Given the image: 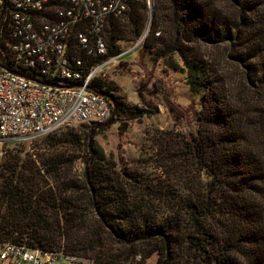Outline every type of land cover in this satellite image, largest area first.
<instances>
[{"label":"trees","instance_id":"1","mask_svg":"<svg viewBox=\"0 0 264 264\" xmlns=\"http://www.w3.org/2000/svg\"><path fill=\"white\" fill-rule=\"evenodd\" d=\"M148 12L141 0L110 20L108 56L142 36ZM152 12L144 49L155 60L179 56L199 96L196 131L176 144L162 139L146 169L120 166L93 144L92 159L91 131L105 123L81 124L83 139L73 127L45 136L41 151L8 150L0 159V241L106 264H146L154 255L157 264H264V0H152ZM222 46L242 72L238 96L206 53ZM93 87L108 95L114 123L145 115L112 82ZM66 145L84 148L89 179L86 171L82 181L62 179L76 157L53 151ZM169 160L192 175L178 167L171 182L147 169Z\"/></svg>","mask_w":264,"mask_h":264},{"label":"built area","instance_id":"2","mask_svg":"<svg viewBox=\"0 0 264 264\" xmlns=\"http://www.w3.org/2000/svg\"><path fill=\"white\" fill-rule=\"evenodd\" d=\"M138 1L0 0V159L11 142L110 119L107 97L93 90V82L128 52L144 48L151 25L130 50L108 56L110 20L123 18ZM147 4L152 11V0ZM0 262L106 264L11 241H0Z\"/></svg>","mask_w":264,"mask_h":264},{"label":"rangeland","instance_id":"3","mask_svg":"<svg viewBox=\"0 0 264 264\" xmlns=\"http://www.w3.org/2000/svg\"><path fill=\"white\" fill-rule=\"evenodd\" d=\"M155 18L154 12H148L147 24H153ZM163 31V25L158 27ZM165 29H168L165 26ZM158 30V31H159ZM162 36V34H160ZM166 35V36H165ZM157 36V35H156ZM158 37V36H157ZM164 37L169 41V36L164 33ZM133 45V41H120L122 51H128ZM208 58L220 67V71L226 74L227 79L233 82L235 95L241 91V82L243 80L241 70L227 59V50L225 46L216 48H207ZM155 55L144 48L136 52H128L116 65L108 67L106 71L99 76L103 81L112 82L117 90L116 95L123 99L130 106H138L145 109L143 117L127 122L126 126L121 122L105 123L95 130L93 148L100 151L108 160L115 161L120 166L129 168H145L147 163L153 161V157L158 156V149L161 140L168 144H176L183 133L196 131L197 112L200 108L199 96L195 95L188 84V72L177 54L171 57L155 60ZM180 65V69H173L174 62ZM92 125V124H89ZM126 127V131H122ZM71 129V128H68ZM68 129H61L54 133H68ZM74 132L82 136L87 129L77 125L72 128ZM42 138L38 140L27 141L15 145L9 143L4 152L9 150L25 149L33 152L36 149L41 151ZM9 148V149H8ZM45 151V150H43ZM54 153H65L75 156V164L72 171H67L62 179L71 181H82L86 171L87 153L84 148H75L71 145L61 146L53 151ZM25 153V152H24ZM167 159V157H165ZM171 164L167 168L155 169L147 168L148 171L164 177L171 182L174 177L182 173L188 174L185 170H191L188 164ZM156 167V166H155ZM195 176L199 177L196 172ZM54 182V180H52ZM158 256L151 257L146 264H157ZM0 264H3L0 262Z\"/></svg>","mask_w":264,"mask_h":264},{"label":"water","instance_id":"4","mask_svg":"<svg viewBox=\"0 0 264 264\" xmlns=\"http://www.w3.org/2000/svg\"><path fill=\"white\" fill-rule=\"evenodd\" d=\"M15 74H20V73H18V72H14ZM21 76H23V77H25V78H27V79H29V80H35L33 77H31V76H29V75H27V74H20ZM42 84H45V85H55V84H51V83H45V82H41ZM93 90L96 92V93H98L99 95H101V96H103V97H108V95L106 94V93H103L102 91H99V90H97V89H94L93 88ZM114 121V116H111V118L109 119V121H108V123H112ZM99 128V126H96L92 131H91V136H90V138H89V143H88V145H89V150H90V152H91V154H92V159L94 158V152H93V148H92V142H93V140H94V133H95V130L96 129H98ZM86 172H87V177H88V179H89V174H88V168L86 169Z\"/></svg>","mask_w":264,"mask_h":264}]
</instances>
